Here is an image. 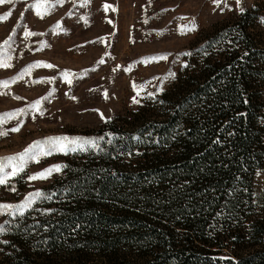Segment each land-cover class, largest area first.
<instances>
[{"label":"trees","instance_id":"obj_1","mask_svg":"<svg viewBox=\"0 0 264 264\" xmlns=\"http://www.w3.org/2000/svg\"><path fill=\"white\" fill-rule=\"evenodd\" d=\"M186 53L168 88L90 135L102 151L64 157L51 200L2 224L0 264H264V8Z\"/></svg>","mask_w":264,"mask_h":264},{"label":"rangeland","instance_id":"obj_2","mask_svg":"<svg viewBox=\"0 0 264 264\" xmlns=\"http://www.w3.org/2000/svg\"><path fill=\"white\" fill-rule=\"evenodd\" d=\"M258 4L264 8V0L0 4V18L6 17L0 19V61L10 65L0 67V115L16 113L0 123V131L7 132L0 136V157L16 155L51 136L91 138L106 121L137 109L150 93L168 88L185 62L187 47L203 31ZM193 25L194 30L184 31ZM65 72L71 74L67 79ZM169 73L174 78L165 79ZM38 101V110L33 109ZM16 127L19 131H11ZM64 157L57 154L30 163L27 174L63 164ZM63 173L47 180L28 181L25 174L13 178L0 186V204H18ZM255 185L262 201L264 166L256 172ZM15 217L0 215V225Z\"/></svg>","mask_w":264,"mask_h":264},{"label":"snow or ice","instance_id":"obj_3","mask_svg":"<svg viewBox=\"0 0 264 264\" xmlns=\"http://www.w3.org/2000/svg\"><path fill=\"white\" fill-rule=\"evenodd\" d=\"M12 3L13 0H0V4ZM239 3V0H237ZM7 15H11L8 13ZM6 19V17L0 18ZM195 26L192 27L185 26L184 31H192ZM27 35H35V33H27ZM11 39V37H9ZM8 41H5L7 43ZM186 55H191V53H186ZM166 57H159V59H165ZM6 62L0 61V67H9ZM47 67H53L52 65H46ZM32 67V66H30ZM25 71H28L27 69ZM71 75L68 72L63 73L65 79ZM174 73H169L168 77L165 79L174 78ZM71 83V81H68ZM142 88V86H141ZM162 90V89H161ZM149 95H152L151 93ZM139 103V101H135ZM39 101L36 104H33L31 107L38 110ZM23 111V110H21ZM16 113H4L0 115V123L5 122V118L11 119L15 118ZM11 131H19V128H12ZM7 135V132L0 131V136ZM105 135L111 136V133H106ZM139 140V137H135ZM104 140V136L100 137H80V136H51L43 140L35 141L33 144L29 145L24 151L8 157H0V186L8 185L10 180L13 178L22 177V174L27 175L28 181H37V180H47L50 179L53 174L63 172L68 165L66 164H53L47 168H44L40 172L34 174H27V168L30 163L39 164L43 158L51 157L57 154H63L65 156L69 154H79L87 153L93 151H102L100 148V141ZM215 143H220L219 140L214 141ZM107 143H112V140L109 139ZM13 192L16 191L15 187L11 188ZM52 194L44 193L40 190L30 192L25 199L18 204H0V215H10V216H25L30 210H37L34 206L38 201L42 200H51ZM5 210H7L5 212ZM51 210H44V213L50 212ZM6 229L4 225H0V234L5 233Z\"/></svg>","mask_w":264,"mask_h":264}]
</instances>
